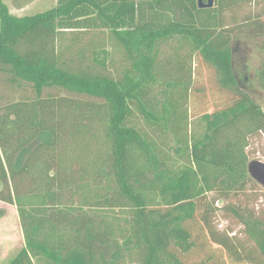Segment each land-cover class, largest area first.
<instances>
[{"label": "trees", "instance_id": "trees-1", "mask_svg": "<svg viewBox=\"0 0 264 264\" xmlns=\"http://www.w3.org/2000/svg\"><path fill=\"white\" fill-rule=\"evenodd\" d=\"M198 2L17 16L0 0V200L25 239L10 264H263L264 219L227 207L258 250L243 251L208 195L257 184L247 149L264 109L236 79L233 41L245 25L264 38V0Z\"/></svg>", "mask_w": 264, "mask_h": 264}, {"label": "rangeland", "instance_id": "rangeland-1", "mask_svg": "<svg viewBox=\"0 0 264 264\" xmlns=\"http://www.w3.org/2000/svg\"><path fill=\"white\" fill-rule=\"evenodd\" d=\"M43 1L45 0H33V2H27V5L22 10H16L12 6L13 2H10V4L13 13L23 15L43 11L46 8L44 7L45 4L50 3H43ZM257 10L258 7L252 4L236 14V22L233 21L234 18L231 14L227 15V20L231 26L237 27L242 24V19L248 14V12L252 13ZM243 29L244 31L235 37L233 41V70L235 75H238V77H236L237 81L241 80V84H239L240 87L252 94L264 109V87L260 84V73L264 68V38L257 39L254 36L253 31H251L247 25H245ZM237 49L240 53H238ZM240 56L243 57V65L245 66L244 71L248 80L244 79L245 74L242 72V68L240 70V67H238L236 63L237 57ZM203 76L204 79L207 80V73H204ZM211 96L213 97L214 95L212 94ZM213 98L216 99L215 102L217 101L219 104L225 103L224 95L221 96V94L217 93ZM136 121L137 126L146 127L142 117L138 116ZM201 124L202 123L200 122H194L191 124L188 131L189 142L191 141L193 134H199L202 132ZM171 135L172 134H170V137L172 139L173 136ZM154 137L157 138V135L154 134ZM167 142H169L168 139ZM247 150L250 160L264 161V133L252 137ZM179 159L181 160L180 157ZM208 198L210 203L216 208L214 216L215 227L220 232L229 234L241 250H255V252H257L256 244L246 234L242 223H240L239 220L226 209L229 205H235L237 207L241 206L246 212L253 211L256 216L264 219V187L257 182V184H252V186H249L241 193L231 194L230 196H221L216 192H210ZM0 212L2 213V216H0V264H10V261L25 246V239L17 207L0 200Z\"/></svg>", "mask_w": 264, "mask_h": 264}, {"label": "water", "instance_id": "water-1", "mask_svg": "<svg viewBox=\"0 0 264 264\" xmlns=\"http://www.w3.org/2000/svg\"><path fill=\"white\" fill-rule=\"evenodd\" d=\"M199 7H212L214 0H208V2H204V0H199ZM248 170L251 177L261 184L264 187V161L261 160H251L248 164Z\"/></svg>", "mask_w": 264, "mask_h": 264}, {"label": "crops", "instance_id": "crops-1", "mask_svg": "<svg viewBox=\"0 0 264 264\" xmlns=\"http://www.w3.org/2000/svg\"><path fill=\"white\" fill-rule=\"evenodd\" d=\"M4 2L9 6L10 12L13 13V9L11 7L10 2H13L12 6L16 10H22L27 5V2H33V0H4ZM44 2H50V3H46L45 6H44L46 8L43 11H41V12H44V11H46L48 9H51V8L55 7L59 3V0H45V1H43V3ZM36 13H40V12L27 13V14H23V15H19V14H15V13H13V14L17 15V16H25V15H32V14H36Z\"/></svg>", "mask_w": 264, "mask_h": 264}, {"label": "flooded vegetation", "instance_id": "flooded-vegetation-1", "mask_svg": "<svg viewBox=\"0 0 264 264\" xmlns=\"http://www.w3.org/2000/svg\"><path fill=\"white\" fill-rule=\"evenodd\" d=\"M238 50V49H237ZM238 53H240V51L238 50ZM242 55V54H241ZM242 56H240V57H237V59H236V63H237V65H238V67H240V70H241V68H242V72L245 74V66L243 65L244 64V62H243V60H242ZM236 77H238V75H236ZM245 80H248V77H247V75L245 74V78H244ZM238 83L239 84H241V80H238Z\"/></svg>", "mask_w": 264, "mask_h": 264}]
</instances>
